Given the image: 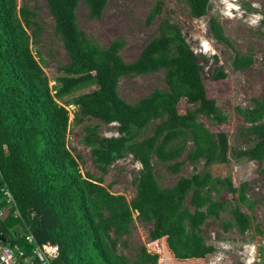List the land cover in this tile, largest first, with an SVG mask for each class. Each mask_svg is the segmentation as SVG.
Here are the masks:
<instances>
[{
	"label": "trees",
	"instance_id": "obj_1",
	"mask_svg": "<svg viewBox=\"0 0 264 264\" xmlns=\"http://www.w3.org/2000/svg\"><path fill=\"white\" fill-rule=\"evenodd\" d=\"M45 1L68 54V61L57 67L59 75L52 86L30 48L17 0H0V208L8 206L0 216V245L12 249L21 264L25 257L30 264H40L33 254L34 243L56 246L53 264H155L159 247L149 250L142 245L133 258L122 250L127 242L121 237L129 232L134 215L150 223V244L163 239L177 260L202 259L215 250L206 242L202 225L207 219H222L223 212L227 213L221 221L223 231L235 227L244 233L250 227V215L243 209L245 183L235 186L228 173L206 169L228 162L227 138L223 131H211L199 117L223 124L226 113L206 96L191 108L179 109L182 99L192 100L204 88L198 55L180 27L162 18L138 56L125 61L120 55L122 38L99 46L76 19L79 1H84L90 16L98 17L107 0ZM180 1L192 17H201L211 0ZM161 9L157 2L147 19ZM209 28L217 40L227 41L214 17ZM251 63L249 54H235L231 61L234 69ZM159 69L164 70L168 89H154L135 103L119 95L120 77ZM212 75L222 78L225 73L216 68ZM71 103L77 105V120L116 123L117 134L109 137L98 135L97 125H84L83 143L101 173L129 154L140 163L137 192L130 200L111 192L101 176L81 172L66 143V106ZM239 110L248 122L243 133L252 144L235 157L261 161L264 101L255 99L252 107ZM153 158L172 172L185 161L195 165L203 160L205 168L160 187L152 178ZM221 189L231 198H221ZM28 233L35 242L26 239Z\"/></svg>",
	"mask_w": 264,
	"mask_h": 264
},
{
	"label": "rangeland",
	"instance_id": "obj_2",
	"mask_svg": "<svg viewBox=\"0 0 264 264\" xmlns=\"http://www.w3.org/2000/svg\"><path fill=\"white\" fill-rule=\"evenodd\" d=\"M157 2L161 3V12L148 20V13ZM17 3L19 18L29 34L30 48L52 86L59 75L57 67L68 61V54L54 31L55 15L45 0H17ZM23 3L26 6H21ZM75 14L79 27L91 42L103 47L113 39L122 38L124 44L120 55L125 61L138 56L142 47L156 34L162 18L168 17L175 22L198 55L204 87L191 97L192 100L182 99L179 109L191 108L202 96L215 99L226 113L227 122L214 124L204 116H200L199 121L211 131L226 133L229 160L225 165H210L206 169L222 175L228 173L235 186L245 183L247 201L243 209L250 215V227L244 233L235 227L223 231L221 221L227 217L225 212L221 214L222 219H207L202 225V233L215 250L205 258L174 259L165 249L163 239L158 245L150 244V223L141 221L136 215L129 232L121 237L127 242L122 247L123 252L133 258L142 245L149 250L159 247L155 264H264V159L235 157L240 149L252 144V140L243 133L248 122L239 109L252 107L255 99L264 101V0H211L207 13L201 17H192L180 0H107L98 17L90 16L84 1H79ZM211 17L218 21L227 41L213 36L209 28ZM235 54L251 55L252 63L242 69H234L231 61ZM216 68L221 69L225 76L214 77L212 74ZM164 78L163 69L122 76L117 90L124 100L135 103L154 89H168ZM66 107L69 111L66 143L77 158L81 172L101 176L103 184L108 185L111 192L123 194L130 200L137 192L140 163L129 154L101 173L92 161L89 146L83 143L84 125H97V134L109 137L117 134L116 123L105 124L97 118L77 120L74 117L77 105L71 103ZM203 168V160L195 165L185 161L178 171L172 172L166 168V163L153 158L152 178L156 185L167 187L180 176H188ZM219 196L231 198L225 189H221Z\"/></svg>",
	"mask_w": 264,
	"mask_h": 264
},
{
	"label": "built area",
	"instance_id": "obj_3",
	"mask_svg": "<svg viewBox=\"0 0 264 264\" xmlns=\"http://www.w3.org/2000/svg\"><path fill=\"white\" fill-rule=\"evenodd\" d=\"M9 197L12 200L10 195H9ZM26 239L28 241L35 242L31 233L26 234ZM34 244H35V246L33 249V254L36 257V259L38 260V262L40 264H53L52 259L54 258L55 254H56V246L49 245V244H42V245H39L37 243H34ZM0 247H1V245H0ZM5 252L6 253L8 252L10 257L14 256L12 249H10L9 247L7 250L5 249Z\"/></svg>",
	"mask_w": 264,
	"mask_h": 264
},
{
	"label": "crops",
	"instance_id": "obj_4",
	"mask_svg": "<svg viewBox=\"0 0 264 264\" xmlns=\"http://www.w3.org/2000/svg\"><path fill=\"white\" fill-rule=\"evenodd\" d=\"M8 206H2L0 208V216H4L7 213ZM5 249L7 250L8 247L1 245L0 247V264H21L19 261L15 259V255L10 257L8 252H5ZM13 255V254H12ZM23 264H30L27 257L23 259Z\"/></svg>",
	"mask_w": 264,
	"mask_h": 264
}]
</instances>
